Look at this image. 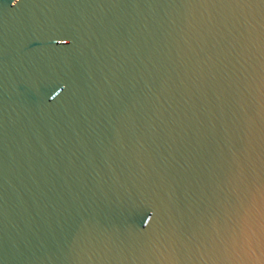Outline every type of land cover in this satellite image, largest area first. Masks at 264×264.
Masks as SVG:
<instances>
[{
    "label": "water",
    "instance_id": "1",
    "mask_svg": "<svg viewBox=\"0 0 264 264\" xmlns=\"http://www.w3.org/2000/svg\"><path fill=\"white\" fill-rule=\"evenodd\" d=\"M0 264H264V0H0Z\"/></svg>",
    "mask_w": 264,
    "mask_h": 264
}]
</instances>
